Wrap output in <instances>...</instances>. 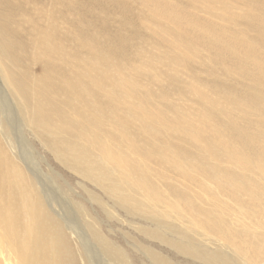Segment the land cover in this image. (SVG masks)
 <instances>
[{"label": "rangeland", "instance_id": "374dc122", "mask_svg": "<svg viewBox=\"0 0 264 264\" xmlns=\"http://www.w3.org/2000/svg\"><path fill=\"white\" fill-rule=\"evenodd\" d=\"M263 1L0 0L2 199H45L69 264H116L98 237L121 264H264Z\"/></svg>", "mask_w": 264, "mask_h": 264}, {"label": "bare ground", "instance_id": "6f19581e", "mask_svg": "<svg viewBox=\"0 0 264 264\" xmlns=\"http://www.w3.org/2000/svg\"><path fill=\"white\" fill-rule=\"evenodd\" d=\"M262 18L263 17H261V20L263 23ZM255 24H257V22ZM261 26H263V24ZM3 31H7V28L2 22L0 23V32H3ZM252 47L253 46H251V48ZM0 63H1V57H0ZM62 115H66V113L64 114L62 113ZM90 119L87 118L88 123L89 121H91ZM90 123H92V121ZM68 126L70 127L66 129V131L64 132H69L70 134H72V132H74V129H72L71 125H68ZM65 127L67 128V126ZM71 137L73 136L71 135ZM80 140L81 139L79 138V141ZM72 145L78 146V151L74 155H72V157L68 156L69 159H74L76 161H79L80 163L85 164L87 167L95 165L97 167V172H98V177H96L95 179L96 183H102L101 180H107L109 183L115 182L113 179L109 177L108 173L106 172L107 170L106 166L102 162H98L96 159H94L91 156V154L93 153L90 154L89 151L85 147L78 145L76 142H73ZM2 153L4 154V152H2V143H0V173L1 174H2V170H7L8 169L7 167H9V161L4 155H2ZM21 176L24 178V175H21ZM114 184L118 186L116 182ZM244 187L248 189V187L246 186ZM107 191H108V194L110 193L114 198L117 199V201L125 202L127 199V196L122 194L123 189L121 187L117 188L116 190H112L111 188L107 187ZM24 194L25 193H24L23 188L21 186L19 188L18 184H14L13 186V199L12 200L4 201L2 199V194L0 193V232L2 233L3 240L7 244L6 250H4L3 247H1L0 245V253L2 252V262H5L7 264H69L74 259L72 258L68 248L66 249V253L61 255V244L63 245V241L61 240V237H64V235L62 232L54 228L56 224L53 219L49 218L50 215L47 212L46 206H45V204L48 205L46 200L43 199L42 197H40V199L36 198L35 194L32 196H25ZM21 204L29 208V211L26 215L20 211ZM213 225L214 227H217L215 224ZM57 226H60V225H57ZM98 241L100 245L102 246V248L105 250V254L111 257L113 260H115L116 264H121L116 259V258L120 259L119 253L102 238L98 237ZM180 247L182 251L190 254L193 258L199 260L203 264H235V262L230 257H228L227 255L221 254L218 251H214V250L204 251V250H199V249H195L192 247L190 248L187 246H180Z\"/></svg>", "mask_w": 264, "mask_h": 264}]
</instances>
